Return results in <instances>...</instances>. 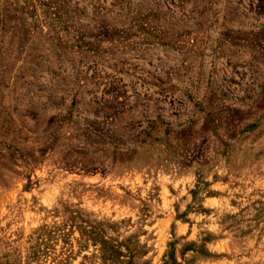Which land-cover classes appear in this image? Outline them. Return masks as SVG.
Returning a JSON list of instances; mask_svg holds the SVG:
<instances>
[{"label":"rangeland","instance_id":"1","mask_svg":"<svg viewBox=\"0 0 264 264\" xmlns=\"http://www.w3.org/2000/svg\"><path fill=\"white\" fill-rule=\"evenodd\" d=\"M0 264H264V0H0Z\"/></svg>","mask_w":264,"mask_h":264}]
</instances>
